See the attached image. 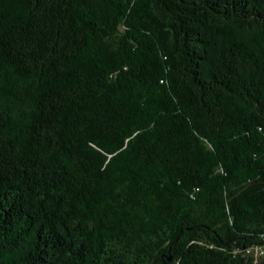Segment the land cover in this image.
Here are the masks:
<instances>
[{
	"label": "trees",
	"instance_id": "trees-1",
	"mask_svg": "<svg viewBox=\"0 0 264 264\" xmlns=\"http://www.w3.org/2000/svg\"><path fill=\"white\" fill-rule=\"evenodd\" d=\"M0 264H264V0H0Z\"/></svg>",
	"mask_w": 264,
	"mask_h": 264
},
{
	"label": "built area",
	"instance_id": "built-area-1",
	"mask_svg": "<svg viewBox=\"0 0 264 264\" xmlns=\"http://www.w3.org/2000/svg\"><path fill=\"white\" fill-rule=\"evenodd\" d=\"M258 253H263V250H258Z\"/></svg>",
	"mask_w": 264,
	"mask_h": 264
}]
</instances>
